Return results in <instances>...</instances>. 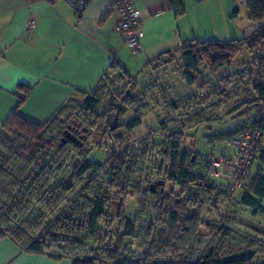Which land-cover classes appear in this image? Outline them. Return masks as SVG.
<instances>
[{
  "label": "trees",
  "instance_id": "1",
  "mask_svg": "<svg viewBox=\"0 0 264 264\" xmlns=\"http://www.w3.org/2000/svg\"><path fill=\"white\" fill-rule=\"evenodd\" d=\"M243 1L249 20L256 25L250 36L226 43L191 40L180 48L188 85L200 79L202 69L215 73L243 52L254 55L264 45V0ZM168 3L177 16L183 13L179 0ZM236 13L234 10L233 15ZM263 61L257 59L262 71ZM136 87V80L112 63L81 103L70 100L46 124H34L17 112L7 118L0 131V240L9 239L24 253L71 264H250L246 254L216 260L212 250L200 256L193 252L202 221L197 215L181 217L170 211L171 196L194 209L213 206L229 192L206 177L207 155L202 160L199 154L181 149L184 135L180 130H169L157 144L146 140L135 148L125 142L120 132L140 127L149 111L142 98L133 96ZM252 90L256 98L241 104L240 115L230 119H237L241 126L226 130L220 139L233 141L247 128L259 129L264 137V77L253 82ZM169 108L177 111L173 104ZM64 112L69 115L62 122L59 118ZM127 113L132 118L124 122ZM54 134L52 140H43ZM91 135L94 149L109 154L105 165L87 160L92 149L84 151L83 147ZM19 141L34 143L35 148L28 150ZM256 160L263 169L261 146ZM148 168L158 183L143 187L137 178ZM248 176L240 203L252 215H264V175L255 173L249 181ZM165 182L176 188L172 195L163 194ZM134 194L139 202L150 197L158 216L144 231L145 251L139 257L128 251L125 242L135 237L134 225L126 217V202ZM142 211L140 206L139 213ZM101 226L110 231L109 236H98ZM176 227L175 242L161 239L162 229Z\"/></svg>",
  "mask_w": 264,
  "mask_h": 264
},
{
  "label": "crops",
  "instance_id": "2",
  "mask_svg": "<svg viewBox=\"0 0 264 264\" xmlns=\"http://www.w3.org/2000/svg\"><path fill=\"white\" fill-rule=\"evenodd\" d=\"M131 1L140 15L143 34L139 54L126 47L113 0H93L82 14H76L61 0H0V131L14 112L34 124H46L70 100L80 97L83 101V95L94 90L112 63L134 76L151 69L162 70L168 62L179 59V72L185 81L180 48L191 40H211L207 39L210 36L193 35L187 27V18L177 16L168 0ZM31 18L36 22L33 30L26 28ZM165 53L170 54L160 57ZM241 55L229 65L232 67ZM254 57L248 53L246 58ZM229 65L217 69L216 75L211 74L216 78L221 69L227 72ZM198 81L191 86L185 83L193 87ZM140 86L137 84L134 92ZM251 92L254 98L234 106L229 119L240 115L244 108L241 104L256 98L252 88ZM240 126L238 122H231L220 129L214 136L217 139L212 140L213 150L222 152V144L218 146L216 141L226 142V152L232 154V139H220L221 134ZM193 152L198 154L196 150ZM0 264L71 262H55L46 256L27 254L9 239H1Z\"/></svg>",
  "mask_w": 264,
  "mask_h": 264
},
{
  "label": "rangeland",
  "instance_id": "3",
  "mask_svg": "<svg viewBox=\"0 0 264 264\" xmlns=\"http://www.w3.org/2000/svg\"><path fill=\"white\" fill-rule=\"evenodd\" d=\"M179 1L183 7V13L179 17L187 18V27L195 36L202 33V35L210 36L207 39H211V41L226 43L250 36L256 27L249 20L243 0H199V4H195L193 0ZM234 10H237L235 15H233ZM247 55L248 53L245 51L240 60L235 61L232 67L229 65L227 72H223L225 68L221 69L216 78V73L214 75L202 69L201 78L193 87L187 86L181 79L179 59L168 62L169 65L162 70L151 69L132 76L137 84L141 85L133 93V96L142 98L149 107V111L137 130L120 132L125 142L135 148L138 147V143L146 140L157 144L163 134L173 129L182 131L184 135L182 150L190 149L188 150L190 153L196 150L202 160L209 152H219V149L213 150L215 145L212 140L217 139L214 136L223 127L228 126L231 122H236L237 119H229L230 111L234 106L247 102L249 99L252 100L254 98L251 95L253 82L264 77L262 76L264 69L263 71L259 70L257 63V59H264V45L256 50L253 59H247ZM119 90H121L120 87L117 91ZM73 101L81 103L82 99L76 97ZM170 104L177 106V111L171 110ZM68 115V112H64L59 119L63 122ZM131 118L132 113H127L124 122ZM6 135L12 138L8 133ZM55 135L43 137V140L45 142L49 139L52 140ZM216 142L218 146L222 144L223 153L230 155L226 152V142ZM18 143L28 150L35 148L34 143L22 141ZM260 146L264 148V137ZM94 148L93 135H91L83 147L84 151L92 149L87 160L91 163L105 165L109 157L108 152ZM255 173L264 175V168L260 169L257 160L252 164L248 181ZM137 180L143 187L158 183L151 168H148ZM211 181L218 189L226 191L222 181ZM175 190L173 184L165 182L163 187L165 196L172 195L171 191ZM245 192V189L241 192L237 191L233 195L228 194L225 198H220L216 203H213V206L201 205L194 209L187 208L185 202H176V197L171 196L170 211L181 217L188 214L197 215L202 221L199 238L193 247V252L197 256L208 250L214 252L216 260L246 254L251 257L250 264H264V215L261 213L252 215L250 209L241 205L240 200ZM139 200L138 196L134 194L126 202V217L134 225L135 237L127 238L125 242L128 251L136 257L145 251V229L148 225L155 223L158 218L155 209L156 203L150 197L146 202H142V199L139 202ZM261 204L264 208V201ZM140 206L143 210L142 213H139ZM117 229L118 225L114 231ZM108 233L110 231L107 232L102 226L99 227V237L109 236ZM176 237H178L177 227L161 230V239L164 241L175 242Z\"/></svg>",
  "mask_w": 264,
  "mask_h": 264
},
{
  "label": "built area",
  "instance_id": "4",
  "mask_svg": "<svg viewBox=\"0 0 264 264\" xmlns=\"http://www.w3.org/2000/svg\"><path fill=\"white\" fill-rule=\"evenodd\" d=\"M76 14H82L93 0H61ZM120 16L119 29L126 47L134 54L142 52V30L140 15L131 0H118L115 5ZM26 28L33 30L36 22L31 18ZM263 138L257 128L244 129L231 143L234 152L230 155L213 151L205 157L206 175L209 179L224 183L230 195L245 188L249 171L259 152Z\"/></svg>",
  "mask_w": 264,
  "mask_h": 264
},
{
  "label": "water",
  "instance_id": "5",
  "mask_svg": "<svg viewBox=\"0 0 264 264\" xmlns=\"http://www.w3.org/2000/svg\"><path fill=\"white\" fill-rule=\"evenodd\" d=\"M162 191V190H161Z\"/></svg>",
  "mask_w": 264,
  "mask_h": 264
}]
</instances>
